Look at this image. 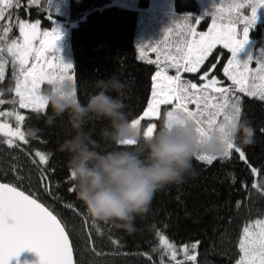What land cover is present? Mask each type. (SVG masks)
Instances as JSON below:
<instances>
[{
  "label": "snow or ice",
  "instance_id": "1",
  "mask_svg": "<svg viewBox=\"0 0 264 264\" xmlns=\"http://www.w3.org/2000/svg\"><path fill=\"white\" fill-rule=\"evenodd\" d=\"M43 6L44 0H0V147L9 151H23V146L29 144L23 131L25 121L32 119L33 114L37 120L46 114L48 106L40 90L41 84L50 85L55 92L65 81L75 80L73 65L51 54L60 39L58 29L42 30L40 19L31 22L25 18L31 8L41 10ZM262 7L264 0H219V3L216 0L207 31L197 30L202 18L185 16L166 30L155 44L139 47L138 59L155 65L156 71L151 77L146 108L131 120V127L140 133L142 121H149L142 133L148 138L157 130L155 120L162 118L171 122L174 114L180 112L196 126V133L203 138L223 131L229 123L240 118L242 97L264 102V58L255 63L251 57L243 62L238 59V53L248 42L249 32L257 22L258 9ZM47 18L52 20L50 15ZM15 30L18 35H14ZM221 47L228 50L230 57L218 69L223 57L218 50ZM150 54H155V59H151ZM9 69L11 82L3 87ZM169 70H174L175 74L169 75ZM218 71H222L225 79L219 78ZM186 73L193 74V78H185ZM73 86L76 89L74 83ZM5 93L13 96L5 99ZM5 105L12 107L6 109ZM162 105L171 106L163 117ZM189 105H194V109ZM22 110H28V114H23ZM260 131L264 134V128ZM135 143L136 139L130 138L121 146ZM234 155L248 168L251 177L250 182L239 181L240 189L246 196L255 191L264 197V168L253 166L246 151L231 142L219 159L231 161ZM50 158V152L35 150L30 163L51 203L22 187L24 176L15 156H10L7 171L0 172V264H10L12 258L25 250L34 251L41 264H80L77 254L80 237L73 239L72 226L57 210L56 204L70 217H81L88 248L94 255H103L97 247V239L103 238L102 231L94 221H88L74 202L60 195L61 182L53 179L56 169L48 167ZM196 159L210 166L218 158L199 154ZM10 173L13 174L11 181L7 179ZM226 178L232 186L236 185L234 173H226ZM67 180L72 181L70 173ZM67 191L73 192L72 184ZM245 203L247 201H238L237 209L243 208ZM167 229L166 223L157 228L155 244L150 252L144 253L148 261L151 262L156 254L158 264H199L201 242L177 243L167 234ZM107 240L118 252L119 239L109 236ZM235 247L234 264H264V215L242 223Z\"/></svg>",
  "mask_w": 264,
  "mask_h": 264
},
{
  "label": "trees",
  "instance_id": "2",
  "mask_svg": "<svg viewBox=\"0 0 264 264\" xmlns=\"http://www.w3.org/2000/svg\"><path fill=\"white\" fill-rule=\"evenodd\" d=\"M115 1L69 0L68 13L70 19L76 22L69 35L74 62V82L77 98L82 103H86L88 95L94 91L93 81L117 73L129 84L124 101L126 112L132 120L146 108L151 93V77L156 71V66L138 59L136 37L140 30L139 10L117 5ZM141 3L145 4L142 5L144 9L148 8L149 0H141ZM173 8L175 12L188 15L192 19L202 18L203 21L197 30L207 29L212 22L205 0H174ZM20 14L24 16L23 11ZM50 14L58 15L49 9L47 0H44L41 10L33 7L25 18L40 19L43 27H50L53 23L47 18ZM261 26H264V23L257 26L258 32L252 31L250 34L254 37L262 36ZM14 35H18V30L14 31ZM218 50L223 54L220 63L222 68L230 57V53L222 47ZM218 73L222 79H225L222 77V71ZM9 77L10 69L6 73L3 87H7L11 82ZM12 96L11 93H5L4 97ZM242 99V116L255 128L254 143L243 149L253 166L264 168V134L260 131L264 128V102L251 97H242ZM166 107L162 105V111ZM27 114L28 110L25 115ZM46 114H51L50 108L47 109ZM46 114L38 120L33 114L32 119L25 121L23 130L27 127H36L41 131L35 137H28L29 144L23 146V151H9L6 147H0V172L7 171L11 163L10 156H15L16 164L24 176L22 187L37 194L42 201L51 203L39 184L36 169L30 163L35 150L50 152L48 167L56 169L53 179L61 182L60 195L65 200L74 202L78 210L91 223L93 220L87 215L83 204L75 198L73 192L67 191L72 181L67 180L69 172L66 167V156L58 151L59 144L70 131L67 116L57 117L51 125H47ZM155 121L157 132L162 126L163 119ZM146 124L147 121H142L140 138H143L141 133ZM101 126L100 122L92 125L97 134ZM97 139H99L98 135ZM107 147L111 149L132 146L109 144ZM193 165L195 174L186 178L184 183L171 185L157 193L149 215L144 219H137V231L133 235H128L109 223L95 222L103 233V238L97 239L98 250L102 251L103 255H94L88 248L82 231L84 225L81 217H70L59 204H56L57 210L68 218L72 226L73 239L80 237V246L77 248L80 264H105V254L116 252V249L108 243L109 236L119 239L121 243L117 253H120V250H128L142 254L140 257L127 256L124 264H133L131 262L158 264L156 254H153L150 262L144 253L150 252L155 244L154 234L163 223L168 224L167 234L177 243L197 240L201 242L198 249L199 264H234L237 258L235 244L240 227L246 219L264 215V197L259 196L255 191H250L246 196L240 189L239 181L244 179L250 182L251 177L248 168L235 158V155L231 161L221 162L218 158L210 166L194 159ZM228 172L236 175L235 186H232L226 178ZM7 179L13 180V174H8ZM177 196L180 197L179 200L176 199ZM238 201H247V203L243 208L237 209ZM106 262V264H118L116 259L106 260Z\"/></svg>",
  "mask_w": 264,
  "mask_h": 264
},
{
  "label": "clouds",
  "instance_id": "3",
  "mask_svg": "<svg viewBox=\"0 0 264 264\" xmlns=\"http://www.w3.org/2000/svg\"><path fill=\"white\" fill-rule=\"evenodd\" d=\"M92 87L86 103L77 98L70 81L44 94L51 109L45 123L67 116L70 131L58 151L66 156L75 198L94 222L109 223L128 235L137 231L138 218L149 215L157 193L195 174L197 155L219 158L229 142L240 148L254 143L255 128L242 115L223 131L202 138L180 112L171 122L164 119L151 137L140 138L126 112L129 84L114 73L93 81ZM96 122L102 123L98 134L92 127ZM23 131L26 137H35L41 130L27 127ZM130 138L136 139L132 147H107L121 146Z\"/></svg>",
  "mask_w": 264,
  "mask_h": 264
},
{
  "label": "rangeland",
  "instance_id": "4",
  "mask_svg": "<svg viewBox=\"0 0 264 264\" xmlns=\"http://www.w3.org/2000/svg\"><path fill=\"white\" fill-rule=\"evenodd\" d=\"M47 2L49 9L53 13H56L58 15L52 16L50 14L53 22L52 25L50 27H43L41 25V29L43 30L45 28L55 27L58 29L60 33V39L56 41V47L51 54L59 55V57L63 60L64 63H70L74 67L72 45L69 35L72 26H74L76 22L70 19V15L68 13L69 0H47ZM205 2L208 7L207 10L208 14L210 15L211 12L213 11V4L216 2V0H205ZM217 2L219 3V0H217ZM115 3L120 6L138 9L140 12V30L136 37V49L144 45L151 46L155 44L157 41L162 39L166 30L172 28L176 22H178L185 16H188V15L179 14L174 11L173 8L174 0H149L147 9H144V6L142 5L145 4L141 3V0H116ZM257 16H258L257 22L249 32L248 42L245 44V46L240 51V53H238V59L241 62L247 60L249 57L252 58L253 63H255L257 59L264 58V56H262V54H264V26H261L262 36L260 35L258 37H254L252 36V34H250L252 31L258 32L257 26L261 23L262 24L264 23V7L258 9ZM30 21L35 22V20H30ZM207 29L198 30V31H207ZM137 54L139 56L138 51ZM150 58L155 59V54H150ZM253 67H255V64H253ZM174 74H175L174 70H169V75H174ZM196 75L198 76L199 74ZM217 75L219 76L218 72ZM184 76L187 79L193 78V74L186 73L184 74ZM219 78L221 77L219 76ZM71 83L72 84L74 83L75 85V82H71ZM40 90L43 94H46L51 91V86L47 85L46 83L41 84ZM4 98L9 99V97H4ZM4 107L6 109H10L12 105H5ZM189 107L194 109L195 106L189 105ZM166 110H171V106H167L166 109H164L163 111L161 108V113L163 112L164 115ZM26 111L27 110H22V113L26 114ZM148 122L149 121H147V123ZM155 123L157 124L156 121ZM132 255L133 256L135 255L136 257H140L142 254L134 253L128 250H122V251L120 250V253H117V251L116 252L112 251L110 253L105 254L104 256L105 264L107 263L106 260L109 261L110 259H116L118 261V264H124L126 257ZM131 263L135 264L136 262H131Z\"/></svg>",
  "mask_w": 264,
  "mask_h": 264
},
{
  "label": "water",
  "instance_id": "5",
  "mask_svg": "<svg viewBox=\"0 0 264 264\" xmlns=\"http://www.w3.org/2000/svg\"><path fill=\"white\" fill-rule=\"evenodd\" d=\"M10 264H41V262L34 251L25 250L18 257L12 258Z\"/></svg>",
  "mask_w": 264,
  "mask_h": 264
},
{
  "label": "bare ground",
  "instance_id": "6",
  "mask_svg": "<svg viewBox=\"0 0 264 264\" xmlns=\"http://www.w3.org/2000/svg\"><path fill=\"white\" fill-rule=\"evenodd\" d=\"M136 52H137V49H136ZM219 68H221V66H220V65H218V69H219ZM218 74H219V73H218ZM219 76H220V75H219ZM220 77H221V76H220Z\"/></svg>",
  "mask_w": 264,
  "mask_h": 264
},
{
  "label": "crops",
  "instance_id": "7",
  "mask_svg": "<svg viewBox=\"0 0 264 264\" xmlns=\"http://www.w3.org/2000/svg\"><path fill=\"white\" fill-rule=\"evenodd\" d=\"M224 65V64H223Z\"/></svg>",
  "mask_w": 264,
  "mask_h": 264
}]
</instances>
